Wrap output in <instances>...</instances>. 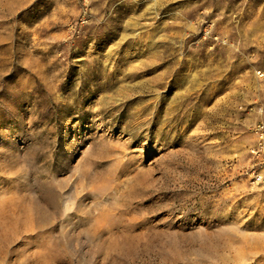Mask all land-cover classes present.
<instances>
[{
	"label": "rangeland",
	"instance_id": "obj_1",
	"mask_svg": "<svg viewBox=\"0 0 264 264\" xmlns=\"http://www.w3.org/2000/svg\"><path fill=\"white\" fill-rule=\"evenodd\" d=\"M259 118L264 0H0V264H264Z\"/></svg>",
	"mask_w": 264,
	"mask_h": 264
},
{
	"label": "built area",
	"instance_id": "obj_2",
	"mask_svg": "<svg viewBox=\"0 0 264 264\" xmlns=\"http://www.w3.org/2000/svg\"><path fill=\"white\" fill-rule=\"evenodd\" d=\"M261 108L259 107V112ZM251 132L254 135L255 141L253 146L249 149L250 154L254 159V166L251 170V183H264V170L257 171L255 166L264 167V120L259 118L251 126Z\"/></svg>",
	"mask_w": 264,
	"mask_h": 264
}]
</instances>
